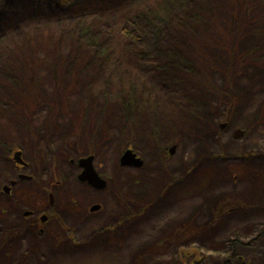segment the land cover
Wrapping results in <instances>:
<instances>
[{
    "label": "rangeland",
    "instance_id": "rangeland-1",
    "mask_svg": "<svg viewBox=\"0 0 264 264\" xmlns=\"http://www.w3.org/2000/svg\"><path fill=\"white\" fill-rule=\"evenodd\" d=\"M228 262L264 264V0H0V264Z\"/></svg>",
    "mask_w": 264,
    "mask_h": 264
},
{
    "label": "water",
    "instance_id": "water-1",
    "mask_svg": "<svg viewBox=\"0 0 264 264\" xmlns=\"http://www.w3.org/2000/svg\"><path fill=\"white\" fill-rule=\"evenodd\" d=\"M240 131V130H238ZM173 149L171 151L173 152ZM20 152H16L15 156L19 158ZM93 155H87L81 157L79 159V164L83 168V171L80 173V178L82 180L89 181L93 186L97 188H103L106 185V181L100 176L98 171L95 169L93 164ZM21 161L20 159H18ZM121 163L122 165H133V166H141L143 160L140 156H138L137 152L132 147H127L123 154L121 155ZM6 189H8L6 187ZM99 204H95L92 206V210L99 208Z\"/></svg>",
    "mask_w": 264,
    "mask_h": 264
},
{
    "label": "trees",
    "instance_id": "trees-1",
    "mask_svg": "<svg viewBox=\"0 0 264 264\" xmlns=\"http://www.w3.org/2000/svg\"><path fill=\"white\" fill-rule=\"evenodd\" d=\"M50 1H52V2H54V3H56V4H59V5H65V4H68V3H70L72 0H50ZM155 7V6H154ZM123 31L125 32H123L124 34H125V36L128 38H132V39H136V37L138 36V34H136V33H133V32H131L130 30H129V28L128 27H124L123 28ZM123 44H124V42H122ZM130 43V44H129ZM136 43V42H135ZM158 51L159 52H162V50H161V48H162V45H160V43H158ZM125 46L128 48V50L132 53V55L135 57V58H137V59H142V60H147L148 59V55H144V53H142V49L137 45H135L134 44V42H132V41H130V42H128V43H125ZM146 50V49H145ZM143 52H144V50H143ZM134 79H135V82H136V85L138 84V83H140L139 82V80L137 79V78H135L134 77ZM172 92L173 93H176V94H179L180 96L179 97H181V96H184L185 95V92H184V90H178L177 88L175 89V88H173L172 89ZM184 98V97H183ZM225 206V207H224ZM230 206V202H227V203H225V204H223L221 207H219V211H218V213H219V215H222L223 213H225L228 209H226L227 207H229ZM232 208V206H230V208L229 209H231ZM233 244H234V242H233ZM185 257H188V254H183ZM185 260V259H184ZM227 264H231L230 262H228Z\"/></svg>",
    "mask_w": 264,
    "mask_h": 264
},
{
    "label": "flooded vegetation",
    "instance_id": "flooded-vegetation-1",
    "mask_svg": "<svg viewBox=\"0 0 264 264\" xmlns=\"http://www.w3.org/2000/svg\"><path fill=\"white\" fill-rule=\"evenodd\" d=\"M138 155H139V154H138ZM78 165H79L80 168H81V165L79 164V160H78ZM92 206H93V205H92ZM90 209H91V207H90ZM93 211H95V210H92V212H93ZM33 214H34V212L30 210L26 215H27V216H30V215H33ZM35 219L38 220L37 217H36Z\"/></svg>",
    "mask_w": 264,
    "mask_h": 264
}]
</instances>
